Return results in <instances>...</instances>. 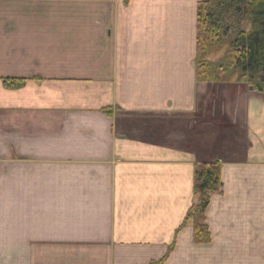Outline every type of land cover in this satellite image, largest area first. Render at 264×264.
<instances>
[{"label":"crops","instance_id":"crops-1","mask_svg":"<svg viewBox=\"0 0 264 264\" xmlns=\"http://www.w3.org/2000/svg\"><path fill=\"white\" fill-rule=\"evenodd\" d=\"M200 1L0 0V264H264V93L196 80Z\"/></svg>","mask_w":264,"mask_h":264},{"label":"trees","instance_id":"trees-1","mask_svg":"<svg viewBox=\"0 0 264 264\" xmlns=\"http://www.w3.org/2000/svg\"><path fill=\"white\" fill-rule=\"evenodd\" d=\"M222 51L223 55L218 59L210 58ZM195 77L204 83L234 80L264 93V0H202L198 3ZM25 81L3 79L8 88L20 87ZM221 187V166L218 163L194 166L195 202L187 210L181 226L191 225L196 244L210 241L205 211L211 196L220 193ZM173 246L174 241L169 252Z\"/></svg>","mask_w":264,"mask_h":264},{"label":"rangeland","instance_id":"rangeland-1","mask_svg":"<svg viewBox=\"0 0 264 264\" xmlns=\"http://www.w3.org/2000/svg\"><path fill=\"white\" fill-rule=\"evenodd\" d=\"M221 55H223V51L222 52H220V53H217V54H213V55H211L210 56V58H212L213 60H216V59H218L219 57H221ZM228 82H233V83H238V84H243V85H247L248 87H250L248 84H246V83H242V82H236V81H234V80H231V81H227V82H220V83H228ZM216 83V82H215ZM252 87V86H251ZM249 90H254L253 88L252 89H250L249 88ZM256 91V90H255ZM258 92V91H257ZM214 162H216V163H218L219 165H220V163L218 162V161H214ZM214 162H212V163H214ZM208 163H210V162H208ZM200 164H202V163H200ZM196 165H198V164H196ZM221 166V165H220ZM221 169H222V167H221ZM193 198H194V196H193ZM195 200V199H194ZM195 202V201H194ZM193 202V203H194ZM206 223V222H205ZM207 225V224H206ZM186 226V225H185ZM194 242V241H193ZM209 243V242H208ZM208 243H206V244H198V245H201V246H207V244ZM196 244V243H195ZM175 245V244H174ZM172 251V250H171ZM170 251V252H171ZM169 252V253H170Z\"/></svg>","mask_w":264,"mask_h":264},{"label":"water","instance_id":"water-1","mask_svg":"<svg viewBox=\"0 0 264 264\" xmlns=\"http://www.w3.org/2000/svg\"><path fill=\"white\" fill-rule=\"evenodd\" d=\"M249 88H250V89H252V87H251V86H250Z\"/></svg>","mask_w":264,"mask_h":264}]
</instances>
